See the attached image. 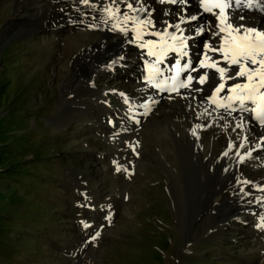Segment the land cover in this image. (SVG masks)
Masks as SVG:
<instances>
[{"label":"rangeland","instance_id":"obj_1","mask_svg":"<svg viewBox=\"0 0 264 264\" xmlns=\"http://www.w3.org/2000/svg\"><path fill=\"white\" fill-rule=\"evenodd\" d=\"M30 13L0 0V264H248L239 224L218 228L217 212L182 223L193 173L183 146L174 169L167 147H104L100 127L80 118L98 116L99 105L65 114L61 101L78 99L76 38L88 29L16 33ZM111 79L101 74L97 83Z\"/></svg>","mask_w":264,"mask_h":264},{"label":"bare ground","instance_id":"obj_2","mask_svg":"<svg viewBox=\"0 0 264 264\" xmlns=\"http://www.w3.org/2000/svg\"><path fill=\"white\" fill-rule=\"evenodd\" d=\"M129 3L137 11L129 9ZM16 4L26 5L31 11L29 19L17 23L16 33L36 28L62 33L76 25L88 29L76 38L81 51L78 99L74 105H69L68 97L61 101L65 114H79L88 106L99 105L94 108L100 113L98 116L86 118L82 114L80 118L83 127L88 126V120L94 128L100 127L105 134L104 147L120 149L138 147L141 143L147 147H167L174 169L176 162L181 160L176 149L183 146V157L186 155L193 161V173L189 185V212L183 213L182 223L192 227L201 214L217 212L220 216L218 228L233 223L242 227L239 235L248 239L247 263L264 264V226H258L264 217V124L251 111L254 107L251 102H245L244 108L248 110L239 102H231V108L217 107L211 102L215 96L228 104V97L232 95L229 89L245 82V78L228 79L236 66H229L221 53L208 50L209 45L218 48L223 44L225 34L219 33L220 21L214 14L219 10L206 12L202 0L184 3L180 0L176 3L171 0H115V3L113 0H88V3L83 0H16ZM110 5L114 13L119 8V13L112 17L106 11ZM19 10L13 15L16 22ZM227 13L228 22L234 26L264 31L263 0H239V6L233 0V7ZM125 14L151 20V24L141 26V39H137L132 21L125 24ZM192 16L197 19L192 20ZM117 24L119 27L114 26ZM177 24L182 31L176 30ZM125 28L127 31L122 30ZM165 31L172 47L161 54L160 37L153 33ZM171 35L178 39L172 41ZM148 41L156 44L152 50L157 56L149 55L148 47H141ZM129 50L133 51L131 62H127L132 54ZM205 54L212 58L209 63L219 61V67L230 69L223 80L216 69L200 66ZM186 63L191 67L185 69ZM150 65L157 70L151 83L147 79ZM105 73H110L112 79L109 85H99L97 78ZM204 73L209 79L199 84V76ZM188 75L193 77L191 86L179 87ZM173 83L178 91L170 90ZM221 83L225 88L217 94L215 89ZM111 98L120 103L119 109L113 106ZM63 120L68 121L66 116ZM240 124L243 126L237 127ZM149 132L155 137L144 135ZM161 134L164 136L160 137ZM87 145L99 147L98 142ZM196 147L200 149L194 150ZM117 151L124 154L123 150ZM98 160L106 163L105 168L110 173L109 158L101 155ZM114 193L112 189L108 200H113Z\"/></svg>","mask_w":264,"mask_h":264},{"label":"snow or ice","instance_id":"obj_3","mask_svg":"<svg viewBox=\"0 0 264 264\" xmlns=\"http://www.w3.org/2000/svg\"><path fill=\"white\" fill-rule=\"evenodd\" d=\"M84 3H88V0H83ZM115 3V0H113ZM163 2V0H162ZM172 3H176L177 0H171ZM181 3L186 2V0H180ZM204 10L206 12H214L215 9H218V13H214L218 16L220 21L219 33H224L222 39L223 44L218 48H212L210 45L207 46L209 51L219 52L222 54V58L227 62L229 66H236V68L231 69L232 75L228 77V79L235 80L237 78H245V82L236 83L234 87H231L229 90L232 93L231 96L228 97L229 103L224 104L217 100L214 96L212 98V103L216 104L217 107H225L231 108V102H239L242 108H244L245 102H251L254 107L251 109L252 112L255 113L256 118L264 124V31H257L253 28H245L243 25H233L229 23V16L227 10L233 7V0H202ZM236 6H239V0H235ZM129 9L132 11H137V9L133 8L132 4H127ZM108 15L110 17L119 13V8L116 9L114 13L112 11V6L110 5L108 9H106ZM143 11V9H140ZM192 20H196V16L191 17ZM243 19V17H241ZM129 21H132L135 25L134 30L137 32V39L142 38L141 26L151 24V20H143L138 17H134L131 15H124V22L127 24ZM181 23H184L182 20ZM115 27H119V24L114 25ZM169 27H172L171 25ZM177 31H182L180 29V25H175ZM127 31V28L122 29ZM203 31V28L201 29ZM218 33V34H219ZM153 35H157L160 37L159 43L163 45L161 48V54H163L168 47H172L167 42L166 37L169 34L165 31L163 34L157 32L153 33ZM170 39L172 41H176L178 37L176 35H171ZM141 47L149 48V55L157 56V52L152 49L156 47V44L153 41H148L146 44H142ZM185 47L183 41L181 40V48ZM179 51L180 49H176ZM187 53H184L186 55ZM159 59V57H158ZM212 60L207 54L204 56V60L200 61V66L203 68H212L216 69L220 74V78L223 80L225 77V73L230 69L225 67H219V61H212L209 63L208 61ZM185 69L190 68L191 64L186 63L184 65ZM238 69V70H237ZM157 70L153 66H149V76L147 79L151 83L153 80V76ZM179 66L177 68V75H179ZM192 71H198L196 68H192ZM214 75V74H213ZM175 77L173 80L175 81ZM209 79L207 73L199 76L198 83L204 84L206 80ZM193 77L191 75L187 76L186 82H182L179 84L181 88H188L191 86ZM160 87V85H156ZM225 84L221 83L216 89V93L219 94L222 90H224ZM171 91H178L175 83L170 89ZM199 90V89H197ZM235 111V109H232ZM244 110H248L244 108ZM243 125H237V127H242ZM193 134H196V130L193 129ZM227 155V153H225ZM243 160V157H240ZM85 227H89V225L85 224ZM258 226H264V217L261 218V224ZM97 236L99 233L96 234ZM95 237H93L94 239Z\"/></svg>","mask_w":264,"mask_h":264},{"label":"water","instance_id":"obj_4","mask_svg":"<svg viewBox=\"0 0 264 264\" xmlns=\"http://www.w3.org/2000/svg\"><path fill=\"white\" fill-rule=\"evenodd\" d=\"M197 221V220H196ZM194 225V224H193ZM193 225H192V227H193Z\"/></svg>","mask_w":264,"mask_h":264}]
</instances>
